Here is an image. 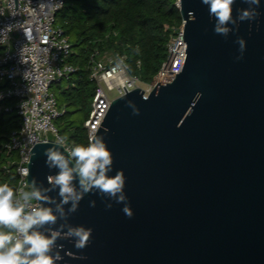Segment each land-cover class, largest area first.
Listing matches in <instances>:
<instances>
[{"label": "water", "instance_id": "1", "mask_svg": "<svg viewBox=\"0 0 264 264\" xmlns=\"http://www.w3.org/2000/svg\"><path fill=\"white\" fill-rule=\"evenodd\" d=\"M178 5L188 52L183 70L147 96L142 86L124 85L95 134L113 155L108 175H125V202L92 190L76 212L70 202L61 215L59 189L47 181L59 169L46 165L44 152L58 147L67 157L69 149L53 140L31 149L28 181L52 199L44 206L58 218L39 230L63 225L56 264H264V0H235L227 36L214 32L217 20L202 0ZM245 10L256 15L241 21ZM238 38L246 42L240 60ZM73 183L80 191L78 177ZM77 226L92 229L81 250L63 235Z\"/></svg>", "mask_w": 264, "mask_h": 264}, {"label": "built area", "instance_id": "2", "mask_svg": "<svg viewBox=\"0 0 264 264\" xmlns=\"http://www.w3.org/2000/svg\"><path fill=\"white\" fill-rule=\"evenodd\" d=\"M66 1L0 0V101L14 99V103L1 108L15 109L20 119V126L11 131L4 143L2 167L16 171L15 190L31 191L29 162L36 142L55 141L57 136H63L56 120L65 108L59 105L53 86L77 70L70 61V37L56 24L57 13ZM184 31V21L171 25L167 57L146 87L138 75L130 72L126 54L107 58L99 50L93 53L90 75L96 88L85 120L89 138L98 131L114 98L137 86H142L147 96L159 81H171L183 70L188 54ZM65 146L71 149L66 140ZM25 170L27 175L22 174Z\"/></svg>", "mask_w": 264, "mask_h": 264}, {"label": "clouds", "instance_id": "3", "mask_svg": "<svg viewBox=\"0 0 264 264\" xmlns=\"http://www.w3.org/2000/svg\"><path fill=\"white\" fill-rule=\"evenodd\" d=\"M235 0H202V3L209 5V13L215 16L217 25L214 29L216 34L228 35L229 29L223 27L232 20V5ZM251 4L259 5L260 0H247ZM256 14L250 11H243L239 19L241 21L251 20ZM240 55L237 60L243 58L246 49V42L238 38ZM115 71V69L113 70ZM201 94H197L199 97ZM127 106L133 109L134 115H139V109L132 101ZM104 128V132H108ZM55 145L63 147L65 137L57 136ZM68 151L67 157L58 147L45 149L46 165L49 168H58L56 175H49L47 181L53 188H58V195L61 198L57 209L63 215V205L71 202L69 211L76 212L79 201L83 195L96 190L103 196L123 203L127 197L123 194L126 178L123 171H117L115 175L109 176L113 164V155L107 147L103 138L93 135L89 138L87 145H75ZM70 161H74L73 166ZM27 175V171L22 172ZM78 177L80 191L77 190L73 181ZM31 191H24L22 188L14 190L7 183H0V264H56L61 260L57 252L53 254L57 239L61 238L63 225L60 230H49L48 234L40 231L45 225H56L57 216L51 207L44 206L52 203V199L42 194L36 188L35 179L28 186ZM45 192L50 189H45ZM17 196L19 199H17ZM36 201L38 204H33ZM95 207V202L90 205ZM111 204L106 205L110 209ZM123 213L131 218L133 212L125 203ZM65 238L74 239V247L78 250L84 249L91 242L92 229L84 226L69 227Z\"/></svg>", "mask_w": 264, "mask_h": 264}, {"label": "trees", "instance_id": "4", "mask_svg": "<svg viewBox=\"0 0 264 264\" xmlns=\"http://www.w3.org/2000/svg\"><path fill=\"white\" fill-rule=\"evenodd\" d=\"M178 1L67 0L57 15L72 42L71 59L77 70L68 78L69 85L62 92L65 112L60 117L70 113L71 105L84 110L86 104L92 103L96 82L90 74L96 50L101 56L107 51L126 54L130 72L151 81L167 57L171 25L183 21ZM12 103L14 99L0 101V183H7L15 190L16 171L2 167L6 156L4 143L11 131L20 126L15 109L1 108ZM90 111L78 124L69 121L62 129L64 136L69 132L66 140L71 148L89 142L85 120Z\"/></svg>", "mask_w": 264, "mask_h": 264}, {"label": "rangeland", "instance_id": "5", "mask_svg": "<svg viewBox=\"0 0 264 264\" xmlns=\"http://www.w3.org/2000/svg\"><path fill=\"white\" fill-rule=\"evenodd\" d=\"M56 18H57L56 24L59 25V26H61L60 21H59V15H57ZM73 52H74V50H73ZM73 52H72V54H73ZM72 54H71V57H70V61L71 62H73L72 59H71L72 58ZM112 55H113V52H111V51L105 52V56L107 58L111 57ZM152 80L151 81H145V80L141 79V84L143 86H145V87L146 86H149V83L152 82ZM68 85H69V80L68 79H65V80H63L60 83L54 84V86H53V90L56 92V95L58 97L59 105L60 106H63L64 105L63 104V101L64 100H63L62 92L68 87ZM91 108H92V103L90 104V102L88 104H86L84 110L79 109V107H77L75 105L69 106L70 113L67 114V115H65V116H62V117H60V118H58L56 120V124L59 127L61 134L63 135L62 129H65L66 128V126L68 125V122L69 121H74V123L78 124L80 122V120L83 118L84 114L85 113H88ZM68 133L69 132L66 131L64 134L67 136ZM66 136L63 135V137H65V140H66Z\"/></svg>", "mask_w": 264, "mask_h": 264}]
</instances>
